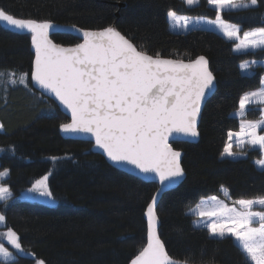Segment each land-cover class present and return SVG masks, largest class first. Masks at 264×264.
Listing matches in <instances>:
<instances>
[{"label":"trees","instance_id":"trees-1","mask_svg":"<svg viewBox=\"0 0 264 264\" xmlns=\"http://www.w3.org/2000/svg\"><path fill=\"white\" fill-rule=\"evenodd\" d=\"M0 10L20 19L49 21L82 30L114 25L126 39L149 55L178 60L203 56L208 61L216 89L203 106L196 143H172L183 152L184 179L164 192L156 206L159 237L167 254L192 264H250L230 237L209 236L193 224L188 210L200 198L227 189L232 200L264 197V170L252 158L222 157L229 131L239 128L232 115L246 92L260 86L264 69L256 66L242 74V61L264 58V50L234 53L233 42L205 29L174 33L166 14L215 18L207 0L188 7L182 0H0ZM222 19L241 31L264 27V2L255 7L223 11ZM51 39L61 45L80 40L69 33ZM33 54L30 35L11 32L0 25V171H8L2 184L8 201L0 202L6 217L0 242L9 248L3 232L17 233L23 251L7 264H129L146 242L145 209L157 186L117 170L91 144L63 139L59 134L67 118L29 82ZM15 73L17 82H9ZM27 73L26 85L18 81ZM248 112L244 120L257 119ZM47 176L54 202L20 199L36 181ZM0 264H5L0 260Z\"/></svg>","mask_w":264,"mask_h":264},{"label":"snow or ice","instance_id":"snow-or-ice-1","mask_svg":"<svg viewBox=\"0 0 264 264\" xmlns=\"http://www.w3.org/2000/svg\"><path fill=\"white\" fill-rule=\"evenodd\" d=\"M183 2L191 7L199 0ZM207 3L216 11V19L208 23L215 24L229 39L239 41L234 51L264 50V27L245 31L241 38L240 27L226 23L221 16L225 9L254 7L258 0H207ZM167 15L176 24L183 20L187 27L188 17H178L172 10ZM0 21L32 34L35 60L31 80L54 95L71 113V122L62 123L61 132L91 135L95 147L113 164L131 165L146 176L158 178L161 185L184 175L181 153L170 147L168 137L173 132L189 137L199 134L197 117L201 102L214 87V76L205 57L185 63L178 59H162L159 54L152 56L139 50L112 27L102 31H82L83 43L65 48L49 39L50 30L56 27L50 22L15 18L3 10H0ZM73 28L81 33L80 29ZM246 67L241 65L242 69ZM15 75L9 73V82L13 85L17 80L11 77ZM27 76V73L20 74L19 83L27 86ZM261 84L264 85V80ZM250 103L264 105V87L242 96L236 115L244 117ZM260 112L258 121L242 120L239 132L229 131V143L222 156L235 159L243 155L232 151L233 136L237 137V148L247 143L258 146L264 153V135L257 134L258 129L264 128V107ZM0 129H3L2 124ZM255 163L264 169V158ZM7 174L6 169L0 171V178ZM47 179L45 176L36 181L28 191L54 200ZM10 196L9 188L0 185V202L6 203ZM211 200L217 203L212 211L190 210L197 217H208L203 224L194 221V225L206 228L211 237L233 238L251 264H264V197L237 199L231 207L217 201L215 196ZM156 203L157 197L153 196L145 212L147 244L131 264H181L169 258L157 234ZM5 220L6 217L0 215V223ZM4 235L13 248L23 251L17 233L8 228ZM12 259V253L0 243V260L7 264ZM36 264L45 262L37 260ZM183 264L190 262L186 260Z\"/></svg>","mask_w":264,"mask_h":264},{"label":"rangeland","instance_id":"rangeland-1","mask_svg":"<svg viewBox=\"0 0 264 264\" xmlns=\"http://www.w3.org/2000/svg\"><path fill=\"white\" fill-rule=\"evenodd\" d=\"M183 1V0H182ZM262 2H264V0H261ZM260 2V0H258V3ZM257 3V4H258ZM197 5V4H196ZM209 5V4H208ZM188 6V5H186ZM195 6V5H193ZM257 6V5H256ZM190 7V6H188ZM192 7V6H191ZM210 8L214 9V7L210 6ZM255 7V6H254ZM240 9H245V8H238V9H231V10H228V9H225L223 11H236V10H240ZM215 10V9H214ZM222 11V12H223ZM176 15L178 17H188L189 18V21H188V24H187V27H185V24H184V21L183 20H180L179 21V24H176L175 21H170L169 18H168V15L166 14V20H167V25H168V29L171 31V32H174V33H179V32H186L192 28H200V29H205V30H209V31H212L220 36H222L223 38H225L226 40L228 41H231L233 42V47H232V51L234 53H245V52H255V51H259L261 49H256V50H248V51H240V52H237V51H234L233 49L235 48L236 44L239 42L235 39H229L228 37H226L224 35V33L216 27L215 24H210L208 23L209 20H212L214 21L216 19L215 18H208V17H197V16H187V15H181V14H177ZM225 21V20H224ZM226 23L228 24H232L230 22H227L225 21ZM252 29H255V28H252ZM252 29H249V30H246V31H250ZM245 31H240V36L241 38L243 37V33ZM244 64V65H247L246 68L242 69L241 68V65ZM256 66H260L264 69V58L262 59H252V60H246V61H242L240 64H239V69L241 71L242 74H246V75H250L253 73V69L254 67ZM264 80V74L262 75L261 77V81ZM261 81H260V86L255 89V90H252V91H249V92H246V93H250V92H254V91H257L259 89H261L262 87H264V85L261 84ZM246 93H244L242 96H244ZM240 102V101H239ZM261 107H264V105H260L259 103H250L247 105V113L250 111V112H256L257 114V119H254V120H246V121H258L259 119H261V112H260V108ZM239 111V104H238V109L233 111L232 112V115L235 116L236 118H239L240 119V122H239V128L237 131L233 132V133H236V132H239L240 131V124L242 122V120H244L245 116L244 117H239L236 115V113ZM2 129H0L1 131ZM257 134L258 135H264V128H261V129H258L257 130ZM241 139H247V137H242ZM227 143H229V139L227 137ZM231 143L233 144V148H232V151L233 152H240V153H243V155H238L235 159H238V158H245L248 153L245 152V150H254V149H257L260 153V157L258 158H252V162L254 163L255 167L259 170H264V169H261V168H258L255 161L257 159H260V158H264V153H261L258 146H252V145H248L247 143H245L243 145L242 148H237L236 144H237V137L233 136L232 138V141ZM226 146V145H225ZM225 148V147H224ZM224 151V150H223ZM222 157H227V156H222ZM230 158V157H229ZM233 159V158H231ZM7 177L4 176L3 178H0V185L2 186H5L2 184V180L5 179ZM42 179V178H41ZM6 187V186H5ZM32 188V187H31ZM223 189V190H222ZM215 196L217 198V201L219 202H223L225 204H227L229 207L233 206L234 205V201L235 200H232L229 196V193L227 191V189H225L224 187H221L220 188V193L219 195H210V196H206V197H202L199 199V201L194 205L192 206L189 210H188V214L191 215L193 217V222L194 221H200L201 224H203V222H206L208 217H197L196 215H193L192 212L190 210H194V209H198V210H204V211H212L216 206H217V203L216 201H213L211 200V197ZM20 199H30V200H39V201H46L47 203H53L54 201L53 200H48L46 197H42L40 196L38 193L36 192H29L28 190L27 191H24L20 196H19ZM236 207H239L238 205H235ZM0 215H2L0 213ZM213 219H215V217H213ZM194 224V223H193ZM4 225V222L3 223H0V227H3ZM200 228H204L203 226H201ZM206 229V228H204ZM207 230V229H206ZM7 231H4L3 232V239L6 241V243L9 244L8 242V239L7 237L4 235V233H6ZM213 238H216V237H213ZM231 238V237H230ZM219 239V238H218ZM234 242V244L238 247L236 241L231 238ZM1 243V242H0ZM9 248L8 250L12 253L13 255V259L14 260L16 258V254L17 253H20L21 251H18L16 250L15 248H13L11 246V244L8 245ZM6 247V246H5ZM239 248V247H238ZM240 249V248H239ZM245 255V254H244ZM246 257V255H245ZM247 258V257H246ZM248 260V259H247ZM3 261V260H1ZM11 261V260H10ZM248 262L251 264V262L248 260Z\"/></svg>","mask_w":264,"mask_h":264},{"label":"water","instance_id":"water-1","mask_svg":"<svg viewBox=\"0 0 264 264\" xmlns=\"http://www.w3.org/2000/svg\"><path fill=\"white\" fill-rule=\"evenodd\" d=\"M37 22H45V21H37ZM49 22V21H47ZM52 23L53 25H55L56 27H54L52 30H50L49 32V39H51V36L53 34H57V33H69V34H73L75 36L78 37V39L80 40L78 43L74 44V45H61V44H58V43H55L53 41V43L61 46V47H65V48H71V47H75L77 44L79 43H83V35H82V31H102L103 29H99V30H81V33H78L74 30L73 27H70V26H65V25H60V24H57V23H53V22H50ZM0 25L11 31V32H14V33H17V34H26V35H30V50L33 54V62L35 60V49L32 45V34L30 32H27V31H21V30H18V29H15L14 27L10 26V25H7L5 22H2L0 21ZM108 27H112L116 30V28L114 27V25H111V26H108ZM106 27V28H108ZM200 57V56H199ZM162 59H172V58H167V57H161ZM198 58V57H197ZM196 59V58H195ZM195 59H191V60H182L183 62L185 63H188V62H191V61H194ZM206 59V58H205ZM173 60H176V59H173ZM33 62H32V66H33ZM209 68V66H208ZM210 70V69H209ZM29 82H30V85L31 87L39 92L42 96H44L45 98L47 99H50L55 105L56 107L59 109V111L67 118V122L66 123H70L71 122V113L68 112L64 107L63 105H61L59 103V101L55 98L54 95L52 94H49L48 92L44 91L43 89H41L34 81L31 80V73L29 75ZM213 84H214V87L211 89V91L208 92V94L206 95L205 99L201 102V108H200V112H199V115L197 117V129H198V124H199V121H200V116H201V112H202V109H203V106L205 105L206 101L212 96V94L214 93L215 89H216V83H215V79L213 81ZM59 134L60 136L63 138V139H67V140H75V141H83V142H88L91 144V150L93 153H96V154H99L100 156H102L106 162L111 165L112 167H114L115 169L117 170H120V171H123L125 173H128L132 176H135L145 182H151V183H155L156 186H157V189L155 190L153 196H156L157 197V203L161 197V195L166 192V191H169V190H172L174 188H176L181 182L182 180L184 179V175L182 177H180L179 179L175 180V181H172L170 183H166L165 185H161L160 181L158 178H155L154 176L152 175H145L143 173H140L137 169L133 168L131 165H127V164H121V165H116V164H113L111 161L108 160V158L103 154L102 150L98 149L95 147V140L94 138L89 135V134H83V133H64V132H61L60 128H59ZM199 139V135L197 137H189V136H185L181 133H176V132H173L172 134L169 135L168 137V143L170 145V147L174 150V151H179L181 153V156H180V163H181V158H182V155H183V152L181 150H177V149H174L172 147V143H177V142H183V143H196ZM152 196V198H153ZM152 198L150 200L149 203L152 202ZM148 203V204H149ZM157 203H156V206H157ZM148 206V205H147ZM147 209V207H146ZM146 209H145V212H146ZM155 210H156V207H155ZM145 212H144V219H145V222H146V242H145V245L147 244V217L145 215ZM159 226H160V222L158 220V217H157V234L159 236ZM162 242V241H161ZM144 245V246H145ZM166 251V250H165ZM167 253V252H166ZM138 255V254H137ZM168 255V254H167ZM169 256V255H168ZM135 258V257H134ZM133 258V259H134ZM169 258H171L169 256ZM173 261H179L181 262V264H183L184 261H180V260H175L173 258H171ZM132 261V260H131ZM131 261L129 264H131ZM192 264V263H190ZM213 264V263H212Z\"/></svg>","mask_w":264,"mask_h":264}]
</instances>
